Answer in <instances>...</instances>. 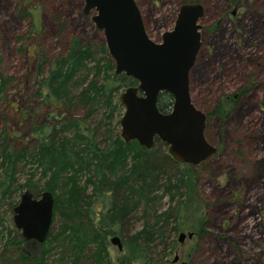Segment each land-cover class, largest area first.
<instances>
[{"label": "trees", "instance_id": "trees-1", "mask_svg": "<svg viewBox=\"0 0 264 264\" xmlns=\"http://www.w3.org/2000/svg\"><path fill=\"white\" fill-rule=\"evenodd\" d=\"M29 4L23 2L19 18L30 15L29 35L40 36L38 12ZM53 19L64 30L66 20ZM34 57L33 94L38 102L33 110L22 107L16 114L18 122L34 119L25 138L32 140V148H16V132L9 126L0 129V206L8 211L0 214V264H79L88 256L98 264H164L175 252L174 236L198 179L195 165L188 164L192 167L186 170L158 139L146 149L120 137L117 127L123 106L118 95L137 81L115 72L103 39L88 42L68 36L54 54L35 44ZM5 81L0 78V92ZM157 106L169 111L172 96L160 93ZM220 108L207 117L221 114ZM30 163L29 177L19 184L20 164ZM36 173L40 186V180H32ZM22 187L33 195L48 190L54 196L53 222L41 244L23 238L11 223L16 203L11 198ZM163 199L169 205L159 211ZM139 211L143 224L132 229ZM204 226L195 232L199 237L206 233ZM113 235L122 242L116 257L109 250Z\"/></svg>", "mask_w": 264, "mask_h": 264}, {"label": "rangeland", "instance_id": "rangeland-1", "mask_svg": "<svg viewBox=\"0 0 264 264\" xmlns=\"http://www.w3.org/2000/svg\"><path fill=\"white\" fill-rule=\"evenodd\" d=\"M24 1L0 0V78L6 80L0 92V129L11 127L17 135L13 145L31 149L32 140L25 138L34 119L18 122L16 114L22 107L33 110L38 102L33 94L37 87L35 44L54 54L68 36H81L89 42L102 41L103 34L95 28L91 14L83 13V0H29L42 27L40 36L31 37L30 15L19 18ZM135 1L144 28L155 41L172 28L180 4L198 2L203 6L201 45L189 73L190 96L206 113L221 106V114L206 119L205 135L215 153L194 166L198 179L179 227V232H197L205 224L206 233L200 237L196 233L180 243L177 232L175 252L168 256L167 264H264V0ZM53 18L66 20L64 30ZM117 130L120 132L119 125ZM183 167L192 166L183 163ZM30 168L32 163L20 164L19 184L26 182ZM39 177L36 173L32 180L39 181ZM27 189L22 187L11 201L17 203ZM168 205L163 199L159 211ZM6 210L5 205L0 206V214L8 215ZM141 213H135L130 228H141ZM59 222L54 223L55 228ZM29 248L39 249L31 244ZM109 250L113 257L120 253L111 242ZM174 253L177 263L171 261ZM79 264L98 263L88 256Z\"/></svg>", "mask_w": 264, "mask_h": 264}, {"label": "water", "instance_id": "water-1", "mask_svg": "<svg viewBox=\"0 0 264 264\" xmlns=\"http://www.w3.org/2000/svg\"><path fill=\"white\" fill-rule=\"evenodd\" d=\"M203 6L198 2L179 5L173 26L155 41L147 34L135 0H83V13L91 14L96 29L113 60L116 73L137 81L120 91L123 106L119 118L120 137L151 149L155 138L166 144L168 154L178 163L197 165L215 153L204 135L206 114L193 103L189 73L200 45ZM172 96V107L162 112L157 106L159 94ZM54 196L42 191L34 196L23 191L12 207V224L32 243H43L53 222ZM194 232H179L177 241L191 239ZM110 242L122 250L118 235ZM178 255L172 262L178 260Z\"/></svg>", "mask_w": 264, "mask_h": 264}, {"label": "flooded vegetation", "instance_id": "flooded-vegetation-1", "mask_svg": "<svg viewBox=\"0 0 264 264\" xmlns=\"http://www.w3.org/2000/svg\"><path fill=\"white\" fill-rule=\"evenodd\" d=\"M190 90V89H189ZM197 107V106H196ZM201 110V109H200ZM204 112V111H203ZM206 114V119H207V113L204 112ZM205 132H206V126H205V129H204V135H205ZM206 137V136H205ZM156 139V138H155ZM207 139V138H206ZM160 141V140H159ZM209 142V141H208ZM163 143V142H162ZM210 143V142H209ZM164 144V143H163ZM214 146V145H213ZM207 160V159H206ZM194 235H195V232H194ZM193 235V236H194ZM109 242H110V237H109ZM175 254V253H174ZM172 261V260H171ZM168 262V257L166 258V260L164 261V264H167ZM172 263H177V262H172ZM181 264H186L185 261H182Z\"/></svg>", "mask_w": 264, "mask_h": 264}]
</instances>
